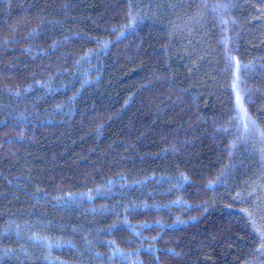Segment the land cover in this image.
<instances>
[{
	"label": "trees",
	"instance_id": "16d2710c",
	"mask_svg": "<svg viewBox=\"0 0 264 264\" xmlns=\"http://www.w3.org/2000/svg\"><path fill=\"white\" fill-rule=\"evenodd\" d=\"M0 264H264V0H0Z\"/></svg>",
	"mask_w": 264,
	"mask_h": 264
}]
</instances>
